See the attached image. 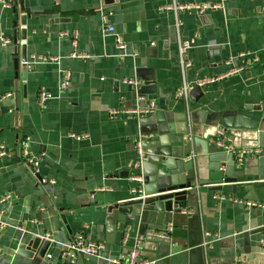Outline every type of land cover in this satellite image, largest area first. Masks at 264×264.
Returning <instances> with one entry per match:
<instances>
[{
  "label": "crops",
  "instance_id": "crops-1",
  "mask_svg": "<svg viewBox=\"0 0 264 264\" xmlns=\"http://www.w3.org/2000/svg\"><path fill=\"white\" fill-rule=\"evenodd\" d=\"M173 3L24 0L22 9L20 0L10 6L0 2V35L11 39L9 44L0 40V96L12 93L0 101V143L14 152L0 158V198L10 196L0 203L8 223L0 232V264H105L123 254L125 227L131 224L140 235L133 223L135 207L109 212L101 206L132 200L129 178L139 136L158 167L148 182L192 184L189 199L168 226L173 240L146 239L142 257L155 264H264V210L231 200L264 202V187L253 184L264 183V162L255 180L258 157L240 166L215 143L217 130L224 128L237 147L261 144L264 149V0H230L225 9L202 14L176 13ZM109 11V24L126 41L125 55L116 48L115 33L106 32L102 16ZM182 41L189 42L186 59L191 63L185 73ZM23 44L32 66L25 79ZM74 51L86 57L72 58ZM234 66L241 70L199 85ZM67 72L70 83L63 88ZM126 78L140 79L138 91L156 101V113H116L137 106ZM184 83L188 102L176 96ZM198 86L202 95L195 99L191 93ZM42 88L50 96L44 107L39 104ZM190 124L193 144L187 137ZM28 138L39 173L21 154ZM193 150L197 160L189 162L185 158ZM38 176L56 183L43 184ZM219 185L222 190L212 189ZM217 193L226 199L215 198ZM77 235L104 243L105 249L74 261L63 257ZM33 236H52L46 259L17 253L19 243ZM203 241L211 248L205 249Z\"/></svg>",
  "mask_w": 264,
  "mask_h": 264
},
{
  "label": "built area",
  "instance_id": "built-area-1",
  "mask_svg": "<svg viewBox=\"0 0 264 264\" xmlns=\"http://www.w3.org/2000/svg\"><path fill=\"white\" fill-rule=\"evenodd\" d=\"M230 0H215L213 3H186L183 0H174L173 5L171 6L172 9L179 13L181 11H194L196 13H205L208 10L211 9H225L227 8V4ZM0 2L4 6H10L12 3V0H0ZM170 7V8H171ZM112 15V13L109 11V13H105L103 17L104 24L106 25V32L108 33H115V26L109 24V17ZM75 36H77V32L75 33ZM116 37V48L118 51H120L121 55L127 54V44L125 39L118 33H115ZM0 40L5 43L9 44L11 43V39L4 37L3 35H0ZM76 43V40L74 41ZM189 48V42L188 41H182L179 44V54H180V61H181V67L183 72L185 73V69L190 66V62L186 59V51ZM239 56L245 57L246 53H242ZM72 58H84L85 55L79 53L78 51H74L71 53ZM33 60L36 57H32ZM40 60L44 61H57L58 57H45L41 56L39 57ZM32 60V61H33ZM31 60H26L23 63L29 64ZM232 67V66H231ZM241 70L240 67L234 66L231 70L227 71L226 73L221 74L218 77L215 78H207L199 82V85H203L206 83H211L216 80L222 79L224 77H228L229 75L238 73ZM70 83V72H67L64 78V81L62 82L61 86L63 88H66ZM124 83L127 85H130L135 91H136V103L137 106L133 109H127L123 111H118L116 113H124V114H136V115H142V116H150L156 113L157 110V103L156 101L152 99H147L144 95L140 94L138 92L139 87L141 86L142 82L138 78H126L124 79ZM12 95V93H8L7 95L0 96V101L3 100L5 97H8ZM176 96L185 99L187 102L189 100V87L186 83H184L179 91L176 92ZM49 93L45 88H42L40 90L39 94V104L44 107L49 99ZM189 120V119H188ZM190 128L187 130V137L190 139V143L193 144V136L191 131V124L189 125ZM218 139L216 140V146L218 149L223 151V153L227 156H232L235 163L240 165L248 158L259 156L262 153V148L259 145H252V146H243V147H237L234 143V138L227 133V131L224 128H219L217 130ZM143 136H139L137 142H136V151H137V158L134 163L135 172L130 176V181L132 183V188L130 189V193L133 198H142L144 197V174H143V160L145 155L147 154L146 149L143 147ZM21 154L24 156L28 161L32 164L34 168H36V172L39 173L38 165L39 161L32 157L31 149H30V139L28 138L21 146ZM153 154V153H151ZM14 156V152L7 148L4 144L0 143V158H10ZM189 162H194L197 160V154L192 151V154H189L185 158ZM221 169L225 172L226 168L225 166H222ZM40 181L43 184L51 183L55 184L56 181L53 179H48L41 177ZM198 183V181H197ZM199 184V183H198ZM104 190V189H103ZM214 197L217 199L224 200L226 199V195L224 194H214ZM8 199H10L9 195H5L4 197L0 198V203L5 202ZM231 200L235 203H238L240 205H243L247 208H259L264 210V202L263 201H257L253 199H246V198H237L232 197ZM189 211L188 213H190ZM5 213V211H0V232L4 230L8 223L3 220L2 215ZM20 230H23L22 227H19ZM173 231L172 227L168 228V233H171ZM147 237H159V238H167L168 235L166 232H158V231H149L146 234H138L133 230V227L131 224L125 227L122 241L125 245L124 253L113 257L111 259H108L105 264H155V259H149L142 257V248L143 245L147 239ZM202 245L205 249L211 248V245H208L207 241H203ZM105 249L104 243H97L86 240L82 235H77L76 239L70 243L62 252V256L70 259L71 261H74L78 255L80 254H88V255H99L103 252ZM51 255L49 254L48 257Z\"/></svg>",
  "mask_w": 264,
  "mask_h": 264
},
{
  "label": "water",
  "instance_id": "water-1",
  "mask_svg": "<svg viewBox=\"0 0 264 264\" xmlns=\"http://www.w3.org/2000/svg\"><path fill=\"white\" fill-rule=\"evenodd\" d=\"M21 8H24V0H20ZM22 24H25L26 17L23 15L21 17ZM22 37L26 38V31H22ZM28 58L27 56V47L26 44L22 45V66L25 67L22 71L23 78L25 79L27 76L28 71L31 70L32 66L28 64H24L23 62L26 61ZM14 67H19V58L17 57L14 61ZM139 92V91H138ZM140 93V92H139ZM142 94V93H140ZM200 96L202 95L201 87L198 86L193 89L191 96ZM197 99L196 97H194ZM24 109H26V104L24 105ZM145 139V138H144ZM149 139H153L150 137ZM149 140L147 139V143ZM262 148L261 155L264 154V149L261 144H258ZM143 147L146 149V139L145 143L143 142ZM147 151V150H146ZM151 152H147L143 160V174H144V197L142 198H133L131 195L130 201L121 202V203H113L111 205H102L101 208L105 209L109 212L113 210H118L121 207H131L136 210L135 217L133 219V223L137 224L139 228L140 234H146L149 231H158V232H166L168 237L167 238H159V237H147L149 240H154L158 243H170L172 239V234L168 233V226L169 224L173 223V217L179 215L182 211V205L186 200L189 199L191 183H180V184H170L165 186H158V183L148 182L149 175L157 174L158 167L157 164L154 162ZM260 156V155H259ZM255 156L259 159H256L257 162L253 164L259 168V172H254L256 175L255 180H259V176L261 174L264 157L262 156ZM235 163V161H234ZM247 165V159L241 165ZM255 167V166H254ZM31 169L34 170L33 166ZM127 175V174H126ZM41 178L40 176H38ZM228 182V179H221L220 183ZM199 183V182H198ZM256 185V188L264 187V183H253ZM212 189L214 190H222V185L213 186ZM93 196V195H92ZM249 199L251 197H244ZM257 199V198H255ZM261 200V199H260ZM53 245L52 243V236L47 237H36L33 236L28 242L22 241L18 245L17 253L21 255H26L28 257H40L46 259V254L49 248ZM3 254V251L0 250V255Z\"/></svg>",
  "mask_w": 264,
  "mask_h": 264
}]
</instances>
